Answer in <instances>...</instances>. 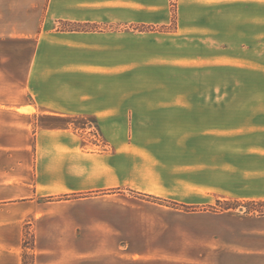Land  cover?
<instances>
[{
	"label": "crops",
	"instance_id": "obj_1",
	"mask_svg": "<svg viewBox=\"0 0 264 264\" xmlns=\"http://www.w3.org/2000/svg\"><path fill=\"white\" fill-rule=\"evenodd\" d=\"M0 264H264V0H0Z\"/></svg>",
	"mask_w": 264,
	"mask_h": 264
},
{
	"label": "rangeland",
	"instance_id": "obj_2",
	"mask_svg": "<svg viewBox=\"0 0 264 264\" xmlns=\"http://www.w3.org/2000/svg\"><path fill=\"white\" fill-rule=\"evenodd\" d=\"M171 1V5H173V0ZM215 85H219V84H215ZM116 193H119L117 191H114ZM123 196L122 198H125L126 200H128L129 203H132L134 205H139L140 208H135L134 211H140L143 214H149L151 215L150 217H155L156 215H159V217L161 215L166 216L164 221H149L150 226L151 225H156V224H164L167 228H170L169 226V222H168V217L171 213H188V212H200V211H211L210 207L206 208H197V207H181L178 205H175L173 203L167 202V201H157V200H150V199H145L142 196H139L137 194H133V193H124L122 192ZM64 198H66V196H62ZM57 199H62L61 197H52V200H57ZM51 200V199H50ZM141 200H144L146 202L149 203H145L142 202ZM154 203V204H151ZM156 203V204H155ZM248 209H253L255 206H246ZM221 208V206L217 205L215 208L213 207V209H217L219 210ZM184 222L180 221L179 226L183 227ZM28 244V247L30 246V239H28V241L26 242V245ZM30 257V256H28Z\"/></svg>",
	"mask_w": 264,
	"mask_h": 264
}]
</instances>
